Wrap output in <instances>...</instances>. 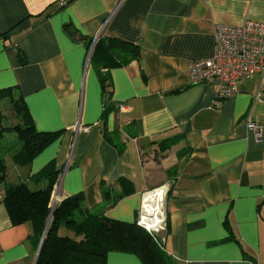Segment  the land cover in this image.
<instances>
[{
  "label": "crops",
  "instance_id": "1",
  "mask_svg": "<svg viewBox=\"0 0 264 264\" xmlns=\"http://www.w3.org/2000/svg\"><path fill=\"white\" fill-rule=\"evenodd\" d=\"M60 2L0 0V97L20 93L37 130L60 133L6 183L45 187L29 180L53 162L58 202L79 194L125 223L137 221L143 194L167 186L161 237L175 264H264V80H244L218 103L188 78L192 60L215 53L216 26L264 23V0ZM100 38L140 48L104 72L107 108L91 62ZM4 193L0 185V264H35L41 241L31 222L12 223ZM107 264L143 263L111 252Z\"/></svg>",
  "mask_w": 264,
  "mask_h": 264
},
{
  "label": "trees",
  "instance_id": "2",
  "mask_svg": "<svg viewBox=\"0 0 264 264\" xmlns=\"http://www.w3.org/2000/svg\"><path fill=\"white\" fill-rule=\"evenodd\" d=\"M93 41H91L90 46ZM140 48L113 38H100L94 48L91 62L100 75L105 108L110 102L107 91L108 75L112 68L125 66L133 59H139ZM0 97V114L13 112L19 123L9 130L16 136L14 163L30 165L60 133L37 130L23 96L13 94L11 89ZM0 133V185L5 186L4 204L14 225L31 222L37 241H41L48 218L52 212L51 203L58 187L61 172L54 170L53 162L44 167L29 181L45 187L34 188L27 181L10 185L6 183V159L10 154ZM6 149V150H5ZM107 209L89 210L84 206L82 195L70 196L57 204L36 264H107L111 252L130 253L138 256L143 264H175L160 247L156 239L145 229L134 223H125L106 216Z\"/></svg>",
  "mask_w": 264,
  "mask_h": 264
},
{
  "label": "built area",
  "instance_id": "3",
  "mask_svg": "<svg viewBox=\"0 0 264 264\" xmlns=\"http://www.w3.org/2000/svg\"><path fill=\"white\" fill-rule=\"evenodd\" d=\"M67 3V0H62L60 5L65 6ZM215 39L216 50L213 56L192 60L188 67V78L192 85L212 88L219 103L235 96L239 92L240 82L255 76L264 80V23L248 20L238 27L218 24L215 28ZM91 54L90 51L89 60ZM248 127L254 131L258 140L262 139V128L253 122H248ZM81 130L87 132L88 128L82 127ZM161 189L163 192L159 193V202H149L147 196ZM57 190L58 187L51 203L52 210L59 203L55 198ZM168 191L167 186H162L143 194L136 221L137 225L149 232L163 248L165 238H162L161 234L167 230L165 203ZM149 203H154L152 208Z\"/></svg>",
  "mask_w": 264,
  "mask_h": 264
},
{
  "label": "rangeland",
  "instance_id": "4",
  "mask_svg": "<svg viewBox=\"0 0 264 264\" xmlns=\"http://www.w3.org/2000/svg\"><path fill=\"white\" fill-rule=\"evenodd\" d=\"M5 117H4V138H5V143H6V149H8V153L3 154V157L6 159V177H14V170H15V166H17L14 163V158L13 155L16 154L15 151L17 150V146L14 145V143L16 142V136L14 134L9 133V130H7L8 128L10 129L11 127L17 125L19 123V119L17 118V116L11 112V111H5L4 112ZM5 149V150H6Z\"/></svg>",
  "mask_w": 264,
  "mask_h": 264
},
{
  "label": "water",
  "instance_id": "5",
  "mask_svg": "<svg viewBox=\"0 0 264 264\" xmlns=\"http://www.w3.org/2000/svg\"><path fill=\"white\" fill-rule=\"evenodd\" d=\"M95 41H96V40H95ZM94 45H95V43L93 44V47H94ZM92 50H93V48H91L90 51L92 52ZM53 213H54V210H52V212H51V214H50V216H49V218H48V221H47V224H46V227H45V230H44V233H43L42 239H41L40 247H39V250H38V256H37V259H38V257H39V254H40V251H41V248H42V244H43L44 239H45V237H46V234H47L48 228H49V226H50V222H51V220H52ZM37 259H36V262H37ZM36 262H35V264H36Z\"/></svg>",
  "mask_w": 264,
  "mask_h": 264
},
{
  "label": "bare ground",
  "instance_id": "6",
  "mask_svg": "<svg viewBox=\"0 0 264 264\" xmlns=\"http://www.w3.org/2000/svg\"><path fill=\"white\" fill-rule=\"evenodd\" d=\"M160 192H163V189L159 190V191L156 192V193H152V194H150L149 196H147L149 202H151L150 200H153L154 203L159 202V199H160V197H161V195H159ZM154 203H149V205L151 206V208L153 207L152 205H153ZM158 207L160 208L161 206L158 204ZM158 207H157V208H158ZM149 208H150V207H149ZM154 210H156V206H155Z\"/></svg>",
  "mask_w": 264,
  "mask_h": 264
}]
</instances>
